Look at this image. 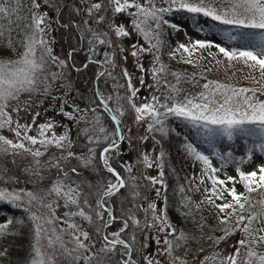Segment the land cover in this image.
Wrapping results in <instances>:
<instances>
[{"label":"snow or ice","instance_id":"1","mask_svg":"<svg viewBox=\"0 0 264 264\" xmlns=\"http://www.w3.org/2000/svg\"><path fill=\"white\" fill-rule=\"evenodd\" d=\"M61 31L76 43L57 53ZM205 61L243 64L251 86ZM89 65L82 107L71 73ZM171 149L199 166L173 188L183 223ZM0 206L19 210L0 219V264H264V0H0Z\"/></svg>","mask_w":264,"mask_h":264},{"label":"rangeland","instance_id":"2","mask_svg":"<svg viewBox=\"0 0 264 264\" xmlns=\"http://www.w3.org/2000/svg\"><path fill=\"white\" fill-rule=\"evenodd\" d=\"M191 34V32L189 33ZM178 41L183 42L185 40V37L183 35L179 36L176 38ZM215 51V50H213ZM219 59L223 60L224 58L221 56L218 57ZM164 61L165 63H169L168 60V56H167V49H165L164 52ZM145 64H148V59H145ZM131 63V62H130ZM171 66L173 68V70H187L189 72L193 71V69L189 66L186 65H182V64H178L176 61H171ZM205 65L207 66H211L212 67V71L210 73H207V76L209 79H214V80H220L221 82H228V83H232L236 86H251L252 82L250 79H248L249 76V72L250 70L243 66V64L241 63H234V65L232 67H228L227 62L221 64V65H216L214 61H212L211 65H208V61L204 62ZM129 70L131 71V67L129 68ZM258 77V74H256ZM184 87L189 91V92H196L199 91V88L197 87H193L190 84H185ZM78 93L77 91H72V96L73 97H77V102L81 104V106L83 107L85 104V101L81 100L78 98ZM140 97L146 96L148 95V93L144 90L141 91V93L139 94ZM48 101H45L44 107H48ZM50 114V113H49ZM151 144V142H149V145ZM227 150V149H226ZM224 150V151H226ZM127 158V157H126ZM261 156L259 154V152H257L252 161L248 162L247 164H243L241 167L243 170L245 171H251L254 170L255 168H257L259 166V164L261 163ZM213 164L216 167H219L220 162L218 160H216L215 158H213ZM235 165H231L229 166V168L227 169V174L228 175H236L235 171H234ZM185 169H186V174L188 176V178H190L191 176L195 175H199V166H197L195 169H193L191 167V164L189 162L185 161ZM151 174L155 175V171H152ZM224 174L223 172L221 173V178H223ZM237 187V191H243L242 189V185L237 183L236 184ZM187 195L191 196L193 201H199L202 196H203V187H201V190L199 192L195 191L193 189V191L191 192H187ZM153 197H155V193L152 194ZM199 215V214H197ZM203 215H205L206 217H209V220L211 222V212L208 209H204L203 211ZM5 216L1 217L4 218ZM174 220H180L181 223H183V218L180 216H173ZM187 228L192 229V224L189 222L185 225ZM236 239H239V235L237 234V236L233 237L232 240H230L228 242V244H221L220 247L221 248H225V249H229V245L231 243H233ZM206 248V253L212 251V249L208 248L207 245H205Z\"/></svg>","mask_w":264,"mask_h":264},{"label":"trees","instance_id":"3","mask_svg":"<svg viewBox=\"0 0 264 264\" xmlns=\"http://www.w3.org/2000/svg\"><path fill=\"white\" fill-rule=\"evenodd\" d=\"M28 2H29V0H24L25 4H27ZM23 14L26 15V13H23ZM54 35L56 36L57 41H58V43L55 45V50L57 53H59L61 51L62 46L65 50H70V49H68V44L69 43H71V44L76 43V40L74 37L69 39L68 36L64 35L63 39H61V36L63 35V31L56 32V33H54ZM86 56H87V49L85 47L76 56V61H77L78 67L81 65V63H87ZM95 71H96V69L92 65H89V67L87 69H83L81 73H76L73 71L71 73V80H72V85H73L72 91H77L79 93L88 92V90L92 87V80L94 78ZM116 71L118 73L119 68ZM122 82L123 81H121V83ZM110 84H111V81H109V86H110ZM221 143L227 144L228 142L223 141ZM243 143H244L243 140H237L234 144V154L237 157L245 154L244 148H243ZM221 150L224 151V150H226V148L222 147ZM248 162H250V161H247L245 164H247ZM170 167L175 169V173H173L171 175V179L168 180V184H169L168 196H169V201H170V208L172 209V211L170 212V215L179 216V213H177L175 211V205L178 203L179 196L177 194H174L173 188L176 187L177 183L183 184L187 187L188 186V180L186 178H188V176L186 174V169H185V160L179 154L176 153L175 149L170 150ZM242 189L244 191L243 186H242ZM153 198H155V197H153ZM253 198L259 199L260 193L253 194ZM161 206H162V202H161ZM13 214L19 215V210L8 209V208H5L3 206H0V219L3 216L6 217V216L13 215ZM17 248H19V245H17ZM20 254L21 255L23 254L22 251L20 252Z\"/></svg>","mask_w":264,"mask_h":264}]
</instances>
